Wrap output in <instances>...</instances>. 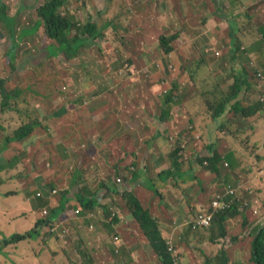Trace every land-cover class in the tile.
Segmentation results:
<instances>
[{
  "label": "crops",
  "instance_id": "0c3cea01",
  "mask_svg": "<svg viewBox=\"0 0 264 264\" xmlns=\"http://www.w3.org/2000/svg\"><path fill=\"white\" fill-rule=\"evenodd\" d=\"M5 1L8 7L4 16H0V28L3 36L12 39L13 35H9L7 31L6 20L13 17L18 20L25 19L27 12L18 13L23 10L22 0H16L15 5H19L20 9L16 7L15 12L14 0ZM134 1L137 5L146 7L147 16H144L143 9L133 6L129 18L136 24H132L130 32L145 37L154 29L174 28L183 39L180 46H176L177 51L171 53L170 57L174 58L179 53L190 60L189 66L184 70V81L178 82L182 93L171 104L167 118L161 120L160 111L159 114L150 115V123L147 125L145 118L149 116L148 109H134L131 117V112L126 111V102L130 100L129 91L126 93L120 90V96L119 93H114L118 90L101 88L89 92L86 87L79 86L73 88L75 92L70 96L68 105L63 104L59 110L48 109L44 112L38 104L36 105L37 113L43 111V117H49L50 132L57 130L58 124L67 128L70 136L62 138L67 146L56 141L54 144L45 143L41 147V132L35 130L36 133L24 141H13V144L5 147L0 152V164L7 163L8 156V164H12L14 159L20 164L26 163L28 159H37L38 163L42 161L40 165H43L45 171L42 170L37 188L43 179L48 178L44 175L46 173L52 178L56 188L69 193L68 212L73 209L82 210L80 198L91 196L96 200L94 210L101 208L105 214L111 202L118 204L123 213L119 216V222L112 226L121 232V236L126 230L131 232L136 229L140 232L138 223L130 217L126 218L131 216L130 210L125 206V200L124 204L120 197L121 193L132 191L144 206L152 210L158 219L164 239L178 247L180 264H200L202 260L194 255L195 246L210 241V231L206 228L197 231L190 228L189 222L196 211L206 207L214 192L226 185L223 178L238 180L244 176L245 171H251L252 166H247L245 160L250 162L252 159L256 168L253 173L258 178H264V111L259 109L253 112L250 109L257 102L253 97L257 98L260 93H264V0ZM0 41L1 56L4 60L7 57L8 41ZM191 52L197 56H192ZM216 52L220 54L216 55ZM141 53L155 59L152 49L147 45L143 46ZM191 62L196 68L193 78L188 71ZM136 63L139 62L135 61L131 67L137 68ZM149 65L146 61L141 62L142 68L148 69ZM24 69L25 67L20 72ZM4 72L0 75V80H7L8 73L3 75ZM258 73L263 74V77ZM235 81L242 82L241 93L231 99L232 103L227 104L228 109L221 124L212 122L207 111L208 100L214 102L226 98L228 89ZM169 83L172 85L173 79L169 80ZM137 84L134 82L132 85L135 87ZM156 85L151 86L152 93ZM55 96L59 97L56 94ZM121 97L125 100H121ZM147 99L149 98H143L141 102H146ZM235 101H242V107H245L247 113V116L243 113L237 114L241 116L239 123H236L233 117L235 113L232 106ZM156 107L159 108V105L156 104ZM65 109L69 110V114H62L67 123L59 122L57 115ZM6 116L7 113L1 114L0 119ZM152 118L156 121L155 124L151 121ZM192 118H195L194 123ZM0 123L2 129L8 132L6 124L3 121ZM190 123L195 127H190ZM41 124L37 123L36 128ZM146 131L147 133H144ZM255 134L259 136L258 139H250ZM174 137L186 144L187 153L192 155L193 159L209 155L213 156L211 158L216 157L211 163L214 169L200 162L192 166L178 158L180 163L176 166L173 164L176 168L171 176L162 175L161 173L168 171L172 166L170 151ZM95 138L97 140L93 142L92 139ZM248 139L250 141L244 144ZM231 141L235 143H230ZM88 142L90 147L83 149ZM18 143L21 145L18 146ZM231 153L236 156L233 165L226 160ZM49 156L55 161L58 171L44 167L45 159ZM222 161L224 165L227 163L225 166H234L236 171L224 173ZM6 165H2L4 169ZM131 166H134V169L131 170ZM190 169L193 170L189 172ZM66 172L70 173L65 175ZM209 172L214 175L215 189L209 188L206 191L205 187L200 186L199 178L208 177ZM179 175L181 177L177 181ZM118 178L122 180L117 183ZM256 191L264 196V189ZM94 210L89 209L88 213ZM263 212H257L258 219L253 223L244 220L247 214H238L228 219L227 227L230 229L235 222L241 220L243 225L249 226V232L253 236L254 232L256 234L264 227V224L260 226L264 223ZM91 220L98 225L97 214ZM200 230H206L204 241L196 238ZM239 242L244 243L238 239V248H234L233 252L231 248L227 249L231 264H254L251 254L247 257V250H243Z\"/></svg>",
  "mask_w": 264,
  "mask_h": 264
},
{
  "label": "rangeland",
  "instance_id": "374dc122",
  "mask_svg": "<svg viewBox=\"0 0 264 264\" xmlns=\"http://www.w3.org/2000/svg\"><path fill=\"white\" fill-rule=\"evenodd\" d=\"M45 1L22 0L23 10L18 13L27 12L26 18L22 20L16 19L18 22L12 39L11 37L7 39L3 36L0 28V39L8 41L6 43L7 57L4 60L0 51V75H2L4 70L11 75L9 80H0V87L2 86L9 90L18 86L26 90V93H22L8 111L0 112V115L8 114V116L0 119L6 124L8 129V132H5L2 129V125H0V144L7 135H13L14 130L23 122L33 118V120L42 123L37 128L41 132L39 139L41 147L45 143L54 144L56 141L62 142L64 146H67V143L62 140L64 136H70L67 128L58 124L57 130L50 132L49 125L51 122L48 116L43 117L42 112L48 109L52 111L59 110L63 104L67 106L70 96L75 92L73 88H78L79 86L86 87L89 92H95V90L98 91L101 88L113 91L118 90V92L114 93H119L120 96V90H124L126 93L129 91L130 100L128 99L126 102V111L128 113L131 112V117L134 109L143 110V107L148 109L150 113L145 119L146 124L149 125L150 115L160 113V108L156 107V103L160 104L161 100H163V98L158 99L151 92V86L157 84L156 88L161 92H166L170 89L169 81L165 78L166 75L162 74L169 67V64H173V58L163 54L159 43V37L164 32L161 33L162 30L158 29L154 31L153 35H150V39L153 41L151 49L155 56V59H153L150 56L139 53L144 43L147 44L146 40L148 37L135 35L129 30V28L133 27V23L136 24L134 21L130 22L131 18H129V15L132 14V7L135 6L136 9L141 7L134 0H66L62 11H69L74 21L79 24L78 27H82L92 17L97 18L99 26H103L107 21L111 20L115 28L116 25L121 26L120 22L122 20L126 26L129 24L127 26L128 31L125 32L120 28L111 29V27H106L103 31V37L99 36L96 40H92L90 47L87 44L82 46L78 56L69 59L59 52V47L55 44L49 47L54 40L46 36L43 25L37 22L39 19L37 7ZM3 2L6 1L3 0ZM15 4L16 0H14V12L16 7L19 8V5ZM5 5L7 9L8 5ZM102 9H105L104 12L97 14V17L96 12L99 13ZM22 30L24 32H21ZM172 30L175 31L174 28ZM75 33L76 29L72 31V34ZM182 39L181 37L175 39L172 42L173 46H180ZM149 54L151 55L150 52ZM191 55L197 56L194 52H191ZM184 59L187 61L189 57ZM135 61L139 62L135 64L137 68H132L131 65ZM144 61L150 64L148 69L142 68L141 62ZM24 67L25 69L20 72ZM5 72L3 75H5ZM134 82L138 83L135 87L132 85ZM55 94L59 95V97H56ZM146 97L149 99L146 102H141V99ZM121 100L125 99L121 97ZM253 100L257 101L258 97H253ZM37 104L43 111L37 113ZM249 106L251 107L252 105ZM0 107L2 108L1 98ZM25 110L26 113L24 112ZM63 113L69 114V110L65 109L60 114L58 113L59 122L64 121L67 123V119L62 115ZM151 121L154 124L156 123L154 118ZM191 121L194 123L195 118H192ZM259 128L262 129V127ZM144 133H147V131ZM258 137L255 134L250 139H258ZM242 138L244 137L242 136ZM250 139L244 144L248 143ZM96 140L97 138L92 139L93 142ZM230 143L235 142L231 141ZM20 145L18 143V146ZM89 147L90 142L86 143L82 148L87 150ZM234 153L236 154V151ZM234 153H231L226 158L232 165L236 158ZM7 158L9 162L10 156ZM37 161V159H28L26 163L20 164L14 159L11 162L12 164H8V162L0 164V246L3 234L12 235L29 232L35 227L37 219L41 217L40 213L37 214L33 210L34 203L32 202L37 197L34 190L37 188L38 179L42 176V170H44L43 165H40L42 161L41 163ZM245 162L247 166L248 164L252 166L249 173L245 171L244 176L238 180H232L231 178H223L222 180H226L227 186L230 184L234 187H239L237 194L240 197L236 204H238L239 209L243 206L246 207L244 213L247 214V217L244 220L253 223L258 219L256 211H264V196L256 191L264 189V178H258L253 173L256 168H254L252 159H250V162L246 160ZM5 164L7 165L4 169L2 165ZM197 166L198 164H196ZM221 166L225 168L224 173H234L236 171L234 166H225L224 161L221 162ZM44 167L58 171L51 156L45 159ZM69 173L66 172L65 175ZM262 173L264 174V166ZM77 174L79 173L77 172ZM209 174L208 177L199 178L200 186L202 188L205 187L206 191L209 188L215 189L213 184L214 175L211 172ZM44 175L48 177L46 180L51 181L52 178L50 176L46 173ZM179 177L181 176L177 177V181H179ZM26 187L27 189H25ZM12 191L15 194H10ZM218 191L220 189L215 191L213 196ZM53 203L55 204L56 202L53 201ZM104 216L109 217V215ZM263 224H260V226ZM66 227L70 229V234L67 238L68 243L53 239L46 240L45 231L41 230L42 236H38L35 240L28 239L4 248L6 254H0V264H81L83 261L82 255L86 253L92 257L91 259H93L95 264H161L157 256L150 251L146 238L141 231L139 232L136 229L131 232L126 230V233L121 236V232L113 228L110 223H100L92 229L89 222H84V219L70 221ZM68 228L65 229L66 233H69ZM206 230H200L196 238L204 241L207 236ZM55 231L62 233L64 231L63 226L56 225ZM249 231V226L243 225L242 221L239 220L228 230L227 239H221L220 237L217 244H213L208 240L204 245L195 246L194 255H197L202 260L200 264H205L208 258L212 259L215 257L218 250L231 248L233 252L234 248H238L236 245L237 240L241 239L244 243L240 244L239 242V244L243 247V250H247V257L251 254L252 261V241L255 237V232L251 236L252 233ZM115 237L124 238L122 242L125 243L120 248L119 253H116L117 256L113 254V250L115 251L113 244ZM177 252H179L178 249ZM176 261L180 264L179 254ZM253 263L255 264V262Z\"/></svg>",
  "mask_w": 264,
  "mask_h": 264
},
{
  "label": "trees",
  "instance_id": "16d2710c",
  "mask_svg": "<svg viewBox=\"0 0 264 264\" xmlns=\"http://www.w3.org/2000/svg\"><path fill=\"white\" fill-rule=\"evenodd\" d=\"M66 0H46L44 3L40 4L37 7V13H38V20L37 22L40 25H43L44 31L47 37L54 40L53 43H51L50 46L56 45L59 47V52L63 53L66 58L72 59L78 56L80 53V49L82 46H86V44L90 47L92 45L91 41L96 40L99 36L103 37V31L106 29V27H111V29L120 28L124 32L128 30L125 22L122 20L121 26H117L116 28L113 27V22L107 21L106 24L103 26H99L97 23V18L92 17L90 18L86 24H84L82 27H78L79 24L74 21V19L71 17V14L68 12H64L63 6L65 4ZM112 1V0H109ZM6 2L0 1V16L3 17L6 12ZM8 5V4H7ZM142 5L140 7V10L143 9L144 16H147V13L145 12L146 7H143ZM105 9H102L98 12H96L99 15L100 13H103ZM105 16V15H104ZM98 17V16H97ZM124 17V16H123ZM2 20V19H1ZM18 21H16V18L13 17V19H7L6 25H7V31L9 35H13L15 33V26ZM132 22V19L130 20ZM158 22V20H156ZM124 27V28H123ZM167 27H164V30L161 31V33L164 32L159 37V43L162 49V52L165 56L171 55V53L177 51L176 47L173 46L172 42L175 39L179 38V32L173 31V30H166ZM76 29V33L72 34V31ZM131 29V28H129ZM168 29V28H167ZM34 30V29H33ZM154 30L150 32L149 35H146L145 37H148L146 40V43L144 45H147L148 48H152L151 45L153 44V41L150 39V35L154 34ZM147 33V32H146ZM1 42V41H0ZM140 53V52H139ZM7 56V54H6ZM185 57L181 54H176V57L173 58V64H169V67L166 68L165 72L162 73L163 75H166L165 78L169 81L173 79L172 85L170 84V89L166 92L159 91L158 88L154 89L153 94L157 96L158 99L163 98L161 100V103H156L159 105L161 114L160 119L164 120L169 115L171 104L175 100V98L178 96L180 97L182 93L181 85L178 83L179 81H184V70L189 66L190 60H185ZM11 60V58H10ZM204 60V59H203ZM194 63H197V61L193 60ZM142 69V68H140ZM190 72V75L193 78V73H195L196 68L192 65L188 69ZM161 72V71H160ZM11 78V75L7 76V80ZM161 78V77H159ZM240 77L237 79L239 80ZM162 79V78H161ZM162 81V80H161ZM160 81V82H161ZM242 82L235 81L234 84L228 89L227 97L220 100H215L214 102H209V106L207 105V111L209 114V117L212 122L221 124V121L223 119V115L226 114V111L228 109L227 104L232 103L233 98L237 97L241 91H242ZM157 86V85H156ZM18 89V90H15ZM23 89L15 86L13 88H10L9 90H6L4 87H0V98H1V105L0 112H5L6 110H9L15 102L19 99V96L23 93ZM242 101H235L233 102L232 109L235 113V121L236 123H239L241 116H238V113H243L244 116H247L246 109L243 106L242 107ZM264 106L263 102H257L255 103L250 109L255 112L259 109H262ZM26 113V110L24 111ZM37 123H40L37 120H33L31 118L27 122H23L20 126H18L15 130L13 135H7L3 139V141L0 144V152L5 148L8 147L13 141H24L25 139L31 137L36 133L35 130H37ZM232 123V121H231ZM12 130V131H13ZM185 143H182V141H178L177 137H174V144L171 149L170 157L172 158V166L171 168L161 173L164 176H169L171 173H173V169L176 168L175 166L178 165V158L182 160V162L188 164H191L192 166L195 163H202L205 159L209 160V164L207 167L210 169H214L213 166H211V163L213 160H215L216 157H206L201 156L197 159L191 158L192 155L187 153V149L185 148ZM206 157V158H205ZM0 160H2L0 156ZM195 161V162H194ZM175 163V166L173 165ZM134 169V168H133ZM171 176V175H170ZM149 182V181H147ZM27 189V188H25ZM83 190V189H82ZM81 190V193H82ZM58 191V192H57ZM158 192L157 190H155ZM37 197L35 198L33 205V210L37 214L40 213L41 217H39L36 221L35 227L26 233H15L12 235L3 234L2 237V244L0 246V254H6L4 252V248L23 242L28 239L35 240L38 236H42L41 230L45 231L44 235L46 237V240L49 239H55V236L51 234L50 230L55 227V225L63 226V229L65 230L66 225L68 222L73 220H83L84 222H88L89 224L92 223L91 214L88 213V210H94L95 206V198L91 197H85V199L80 198V201L82 203V210L81 209H73L71 212H68V205H69V193L64 190H59L56 188V184L53 181L44 180L41 182V185L34 190ZM10 194H15V192H10ZM83 194V193H82ZM121 200H125L126 204L125 206L130 210L131 216H127L126 218L130 217L132 220L136 221L139 225V229L142 233V235L146 238V242L149 246L150 251L153 252L161 264H179L176 262L175 255L169 251V246L164 239L162 230L160 228V225L158 223V219L154 216L152 213V210L149 207L144 206L140 199L134 194L132 191H126L121 193ZM83 196H85L83 194ZM56 197V198H54ZM59 197L61 200H59ZM58 201L56 205L53 203ZM100 208H95L94 211H98ZM238 214L243 215L244 212L239 209L238 204H234L230 209L224 210V211H218L214 214L212 224L210 226V241L213 244H217L218 240L223 238L227 239L228 234V227H227V221L229 218L236 217ZM102 215H106L109 217H106L108 220L112 221V224H117L119 222L118 217L111 219V214L108 213L106 209L105 211L102 209ZM102 224L103 220L102 217L97 215V224ZM111 224V225H112ZM69 229V228H68ZM66 233V231H65ZM67 236L63 237L62 239H57V241H66L68 243V235L69 233H66ZM45 239V238H44ZM121 240L122 247L124 246V242ZM113 244L115 246V251L113 250V254L117 256L116 249L117 246L113 241ZM176 249H178L177 246H175ZM92 257L86 253L82 255V263L81 264H95ZM252 260L255 262V264H264V227H261L258 232L255 234V237L252 242ZM205 264H231V257L228 254L227 249H221L218 250L217 254L214 258L210 259L208 258L205 262Z\"/></svg>",
  "mask_w": 264,
  "mask_h": 264
},
{
  "label": "clouds",
  "instance_id": "9594fccd",
  "mask_svg": "<svg viewBox=\"0 0 264 264\" xmlns=\"http://www.w3.org/2000/svg\"><path fill=\"white\" fill-rule=\"evenodd\" d=\"M220 53L219 52H216V55H219ZM258 75L259 76H261V77H263V74H261V73H258ZM257 102H263V104H264V93H260L259 95H258V100H257ZM256 102V103H257ZM262 110L264 111V106H263V108H262ZM190 127H195L194 126V124H192V123H190ZM208 157H213L212 155H209ZM209 164V160L208 159H205L204 160V162H203V165H206V167H207V165ZM225 165H227V163H225ZM134 168V166H131V170ZM120 182L121 181V178H118L117 180H116V182ZM117 182V183H118ZM230 188H234L235 189V194L234 195H230V194H227L226 195V199L230 202V207H228V208H226V209H219V210H216L215 212H214V214L216 213V212H218V211H224V210H227V209H230L234 204H236V201L237 200H239V194H237V190L239 189V187L237 188V187H234L233 185H228L227 186V184L224 186V187H222L221 189H220V191H218L217 193H219V192H227V190L228 189H230ZM216 193V194H217ZM215 194V195H216ZM237 194V195H236ZM215 195L214 196H212V198H211V200H210V203L206 206V207H203V208H209L210 207V205H211V203H212V200H213V198L215 197ZM121 197V196H120ZM203 208H201V209H203ZM245 206H243V207H241L240 208V210L241 211H243L244 212V210H245ZM107 211H108V213H110L111 214V219H113V218H117L118 217V219H119V216H121L122 215V213H123V211H122V208L118 205V204H116V203H114V202H111V205L110 206H107ZM200 209V210H201ZM199 210V209H198ZM196 211V213L195 214H197V212H199V211ZM256 212H258V211H256ZM89 214H91V216H95L96 214L97 215H99V216H101L102 217V220H103V222L104 223H110V225L112 224V221L111 220H108L105 216H103L102 215V209L100 208L98 211H91ZM213 217H214V215H213ZM193 218V217H192ZM192 218H191V220H190V222H189V225H190V228H191V221H192ZM212 221H213V219H212ZM211 224H212V222H211ZM211 224L208 226V227H206V229H209L210 228V226H211ZM56 226V225H55ZM96 226V224L95 223H91L90 224V228H94ZM115 226V225H114ZM192 229V228H191ZM200 229H203V228H200ZM197 230H199V229H197ZM197 230H194V231H197ZM50 232H51V230H50ZM51 234H53L54 236H55V241H57V239H62L63 237L61 236V232H51ZM67 236V234L65 233V237ZM255 236V235H254ZM116 238L118 239V240H116ZM121 240L122 239H120L119 237H115L114 238V243L116 244V246H117V249H116V252H119L120 251V248L122 247V245H121ZM253 242V241H252ZM167 243H168V246H169V248L170 247H172L173 248V251H170V249H169V251L170 252H172L174 255H175V257L177 258L178 257V254H179V252H177V249H176V247L174 246V244L173 243H171L170 241H167ZM253 261V260H252ZM177 262V261H176Z\"/></svg>",
  "mask_w": 264,
  "mask_h": 264
},
{
  "label": "built area",
  "instance_id": "2783aa9c",
  "mask_svg": "<svg viewBox=\"0 0 264 264\" xmlns=\"http://www.w3.org/2000/svg\"><path fill=\"white\" fill-rule=\"evenodd\" d=\"M230 194L231 196L235 194V189L230 188L227 192H219L215 195L212 200V203L209 208H203L197 214H195L191 221V228L197 230L200 228L208 227L213 219L214 212L219 209H226L230 207V202L226 199V195ZM56 226L51 229V232H56ZM62 237L65 236V230L61 234ZM116 240H118L116 238ZM170 251H173V248H169Z\"/></svg>",
  "mask_w": 264,
  "mask_h": 264
}]
</instances>
